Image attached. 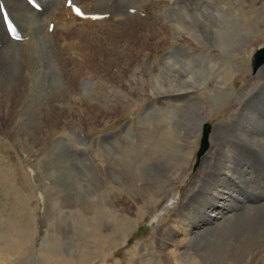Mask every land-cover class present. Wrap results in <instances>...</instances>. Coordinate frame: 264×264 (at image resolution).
<instances>
[{
  "label": "rangeland",
  "instance_id": "374dc122",
  "mask_svg": "<svg viewBox=\"0 0 264 264\" xmlns=\"http://www.w3.org/2000/svg\"><path fill=\"white\" fill-rule=\"evenodd\" d=\"M130 1L124 0V3ZM136 1L138 5L134 6L141 8L147 13L146 15L154 17L156 19L154 29L159 30L158 25H161L160 23L165 20V12L170 5L169 0ZM200 1L187 0L186 5L177 7L173 13L178 18L181 27H185L183 29L184 32L188 30L191 32L189 34L193 38L184 35L189 39L192 44L191 46L199 50L201 49L199 45L201 43L203 45V52L200 55L192 51H177L172 56L173 62H169L168 69L166 68L159 75L161 78L153 80L152 87L154 88L152 89H154L153 93L156 94L160 90L159 84L161 86H168V79L176 80V77L181 74V69H184L188 63L193 65H197L198 63L200 69H202V66H205V69L207 68L209 70L211 63L219 61L217 63H221V67L219 66L216 71H212V75L215 78L211 88L212 90L214 89L215 96L221 98L222 105L215 106L212 100L205 97L207 95L205 91L202 92L203 96H200L201 98L189 97L183 102L184 108L187 109V107L195 106L197 111L201 113L205 111L207 115L204 117V122L199 128L198 134H196L198 130V123L196 124V121H190L187 123L189 125H182L180 127L176 124L178 128H176L175 137L172 139L175 148H172L170 158L168 159L169 161L167 162H164L166 158L161 154L163 152L161 150V139L165 133H168V126H166L164 120L167 118L166 109H168L167 107H169L170 103L168 101H162V105L158 103L159 101H153L150 92L148 93L149 95L141 94V98L137 100V106L131 108L129 111H125V109H122L118 105V108L114 106L116 103L129 102L127 100L129 93L125 88L126 81L120 80L123 77L132 80L134 62L129 65V62H111V67L105 68L100 73L101 75L97 74L98 71L91 66L92 62H89L92 57L90 55H93L92 50H80L77 46L78 39L76 36H72L71 38L68 35V38L65 39L66 45H64V49L67 50L72 46L67 55L68 62L72 63L73 61L75 69H79L85 73L88 72L86 74L90 77V82L83 85V89L80 88V91H70V87L72 85L74 86L77 82L73 79V82L72 80L67 82L63 71L59 69L56 71L52 67L57 66V63L55 64L53 60V58L57 59L54 57L58 51L56 45L52 41L46 42L48 44L44 41L41 43L43 46L42 53H40L42 65L44 62L49 61L51 66H44L46 67V72L53 69L56 71V75L52 81L44 84L45 95L48 96L52 85L60 86L59 90L61 93L67 91L73 92V94L66 95L65 97L61 96L60 99L61 102L67 103V105L70 100L71 102L69 103L70 109L67 108L69 112L66 110L63 111L61 115L63 124L57 130L61 146L59 143L53 144L52 146L55 148V163L50 157L47 158L46 165L44 166L38 165L39 160H37V164H34V167L33 165L29 167L26 164L25 161L28 158H32L34 153H36L34 148H28L30 142L37 145L35 136H32V134L35 135L37 133L35 123L26 121L25 129L21 124L18 129H15L17 131V133L15 131L16 135H18L20 129V139H26L24 142L19 139L21 149L14 142L13 138L10 141L9 134L7 137L5 136V133L10 130V128L6 129L8 124H12L13 118L21 110L26 99L23 101L20 99V104H15V101H13L14 106H18L16 110H13V114L9 113L6 117L0 116V264H173L170 258L166 256L167 250L175 249L177 253H181L184 250V246L174 248L175 243L169 241V237H171L168 229L169 226L177 227L180 225L179 220H181L182 216H179L178 213L189 217L190 221L192 219L191 228L194 229L198 225L208 224L209 220L205 217H200V215L198 216L197 212H200L198 210L202 207L207 206L204 211L207 213L209 207H213L212 204L214 202L220 203L226 201L227 204L225 203L223 207L217 208V210L213 209L225 219L233 216V207L236 208L235 210L241 209L237 205L240 203L238 196L244 198L248 203L253 202V204H256V199L249 197L250 193L245 190L243 185H233L232 152L235 153L234 156L236 159L234 161L237 164V168L240 167V164L246 167L249 165L252 177L256 179L259 185L262 183V186H264V162L259 153L253 161H250L249 159L251 157L249 152L242 147H257L258 145L255 146V141H251L242 136L239 138L241 140L240 143L236 136L234 138V135L237 133L233 127L232 110L236 105L235 92L247 90L249 94L254 91L253 95L257 97L256 102L251 103L248 108L246 107V112L245 110L241 112L250 120L255 116V120H262L264 123V71L258 75L257 72L262 67L253 72L250 65L252 55L257 48L264 46V0H214L213 3L211 0ZM215 6L217 7V11L220 10L218 11L219 13L213 11ZM227 6H229L230 10H233V18L243 20V23H245L243 30L233 33V38L239 42L234 45L236 49L230 53L231 56L226 55L227 51L224 50L225 53L224 51L220 52L214 47L216 45L206 35V29H214L213 25L215 24L216 17L223 21L224 24L228 20H224L228 10ZM61 16L64 19V14L61 13ZM51 22L54 26H58L57 20L52 19ZM159 33V38L155 40L156 42L158 40V44L155 45L149 57L150 62H146L154 65L151 68V70H154L151 72L153 76L161 67L159 63L161 59L174 51L172 41L167 37H164V41H162V33L160 30ZM155 41L153 39L150 42L155 43ZM62 42L58 41L60 46L63 45ZM86 53L88 54L86 55ZM212 54H221V57L215 60L206 58L212 56ZM236 55L238 56L235 57ZM78 58L81 59L79 60ZM80 62L87 64L86 66H80ZM70 63L67 64V68L72 72V65ZM139 63L140 68L137 71L140 70L138 72L140 73V79H142L141 81H148L149 75L143 72L146 63ZM116 71L118 72L116 73ZM30 75V78L33 79V71ZM159 76H156V78ZM197 79L200 80L198 76ZM229 79L230 84L233 83V85H224ZM233 79H236V82H233ZM158 81H160L159 84ZM144 82H139V87H143L146 91L147 83ZM250 82L252 83L251 85H249ZM92 83H96L97 86L103 84L104 90L107 87L109 88L107 98L103 100L105 103H102L103 107L98 106V110H92L97 105V93H99L97 86ZM203 88L201 87V90ZM35 89L37 90L35 87H32L31 90L26 88L20 97L25 94L29 98ZM47 101V105L50 106L52 101L49 96ZM86 101L90 102L88 106H91V109L86 107ZM98 104L100 105V103ZM110 108H113V111H110ZM183 111L182 109L180 114H183ZM41 121L45 123L44 115H41ZM67 121H70L68 127ZM181 122L183 124V120ZM237 122L239 123L238 127H241L245 123L243 120ZM237 122L236 124L238 125ZM206 124L210 126L207 137L208 149L196 161L195 158L201 139V131ZM215 126H220V128L214 130L216 132H212V128ZM48 129V127H41L40 132L42 131L48 135L55 128L52 127V130ZM252 135L254 136V133ZM38 136L42 138L43 134H38ZM210 140L215 145H211ZM25 142H28V144ZM216 143L219 146L228 143L226 148L231 151L232 160H228L230 157L228 154L219 156L217 160L216 158L213 159L211 155H213V149L217 147ZM252 143L255 145H252ZM162 147L164 148V146ZM177 147L178 149L181 147L179 149L180 152ZM175 151L178 152L176 153ZM66 155H71L74 160V168L69 172L68 170H64L66 167L62 164V161L64 163L65 159L71 158ZM178 155H184L188 159L184 168L179 169V176L174 178L172 184H168L169 187L165 192L155 196L153 200H148L150 197L149 194L153 193L152 190L155 186L153 183H165L168 180L166 178L169 175L168 169L171 168V171L178 169V165H174V161L170 160L172 157H177ZM48 159L51 160L49 161ZM58 163H61V165ZM181 164L182 162H180ZM47 165L49 168H47ZM108 167L111 170H108ZM225 173L228 175L222 177V174ZM205 174L209 176L213 174L214 179L211 181L207 180ZM222 178H225L226 182L222 181ZM215 181H220L222 187L219 189V196L213 201L209 193L211 188L217 186V184L210 186ZM109 191L116 192L117 200L112 197L116 208L115 210H109L107 212L105 207L103 209L100 207L105 202V194ZM234 191L236 193H233ZM43 192L51 195L58 202L63 201L64 205L67 206L65 210L73 212L72 218H69L67 222L64 219H60V215H55V226L46 236L47 244H41L42 233L46 222L51 225L50 220L53 214L45 222L43 199H40L43 196ZM138 194L144 198L140 200ZM173 197L181 198V204H176L166 211L163 216L157 219L155 226L143 230V226ZM146 199L148 202L145 203ZM177 210L180 211L178 212ZM88 211H90V215L85 216L84 213ZM189 213H195V215L190 217L188 215ZM181 222H186L185 217H183ZM261 225L254 231L247 225L246 228L238 232L236 245L240 246H237L238 253L234 257L232 218L229 226L220 228L219 234L221 235H218L216 239L208 240L204 245L200 244L198 247H195V245L187 247L186 256H183L178 263L248 264L253 259L251 256L253 252L254 254L261 253L264 255V216L262 217ZM213 226L211 225L209 229ZM179 230H177V233ZM178 238L182 237L178 235ZM47 254H49L46 257L47 259L42 257ZM259 261L261 264L264 261V256Z\"/></svg>",
  "mask_w": 264,
  "mask_h": 264
},
{
  "label": "bare ground",
  "instance_id": "6f19581e",
  "mask_svg": "<svg viewBox=\"0 0 264 264\" xmlns=\"http://www.w3.org/2000/svg\"><path fill=\"white\" fill-rule=\"evenodd\" d=\"M36 1L40 4V7H41L40 12H34L33 10H31L24 3L23 0H0V2H2L5 5L6 9L8 10V12L11 16V18L14 20V22L16 23V25L20 29L21 36L23 37L22 41H20V42L9 41L7 39L6 34L3 31L1 21H0V116L6 117L9 113L11 114L13 112V110H16L18 107V106H14V105L20 104V101H19L20 99L22 101L24 99H26V100H24V103L22 105L21 110L13 118L12 124L11 123H10L11 125L8 124V127L6 129L10 128V130H8L5 133L6 134L5 136L7 137V135L9 134L8 137H9L10 141L13 138L14 142L21 149L20 142H19V139L21 138L20 137L21 131L19 129L18 135H16L17 131L15 129H18L20 124H21V126L23 125L22 127H24V129H25V127H26L25 122L26 121L33 122L36 124L35 129H36L37 133L35 132L36 134L35 135L32 134V136H35V139H36L35 142L37 145H35V143L32 144L30 141H29L30 142L29 144H28V142H25L28 144V148L29 147L34 148L35 152H36V153H34V156L32 158H28L25 161L26 164L29 165V167H30V165H33V167H34V164H37L36 163L37 160H39V162H38L39 166L40 165L44 166V165H46L47 158H50V157L52 158L54 163L56 162L55 161V148H53L52 146H53V144H58L60 141V137L57 135V130L60 129L61 124H63L61 115L63 114V111H65V110L67 112H69V109H70L69 103L71 102V100H70V102L67 105V103L61 102L60 99H61V96L65 97L66 95L69 96V95L73 94V92H67V91L61 93L59 90L60 86H58V85L53 86L52 85L51 91L48 92V96L51 99L52 103L50 106H48L47 105L48 96L45 95L44 84L52 81L53 77H55V75H56L57 69L63 71V74L66 76L67 82L69 80L71 81L72 79L75 82H77L74 86L72 85L70 87V91H78V90L80 91V88L83 89V87H84L83 85L90 82V77L86 74L88 72L85 73V72H81L79 69H75L74 68L75 65L73 66L74 62L72 61V63H70L67 60V55L70 52L69 50L72 47V46H70V48L68 50L64 49V47H65L64 45H66L65 39L68 38V35H70L71 38H72V36L73 37L76 36V38L78 40L77 39H75V40H77V46L80 50H92L93 55H90L92 57H91V60H89V62H92L91 66L93 68H95L96 71H98L97 74L102 73L105 68L111 67V65H110L111 62H114V63L115 62H120V63L121 62H129L128 65L130 63L132 64V62L135 63L133 65L134 70H133V74H132V77H133L132 80L126 79L124 77L121 78V80H120V81H126L125 88L129 93L128 98H127V100H129V102L126 101L125 103H121V102L116 103L114 105L115 107L118 108V106H120L122 109H125V111H129V110H131V108H134L135 106H137V100H139V98H141V94L142 95L143 94L149 95L148 93H150V92L152 95L151 99L153 101L154 100L159 101L158 102L159 104H162V101H168L170 103L169 107H167L168 109H166L167 110V113H166L167 118H165V120H164V122L166 123V126H168V133H165L161 139V143H162V145H161L162 149L161 150L163 151L161 154L164 158H166V159H164V160H166L164 162L169 161L168 159L170 158L169 157L171 154L170 152H171L172 148L174 147L172 139H173V137H175L174 134L176 132L175 131L176 128H178L182 125H189L187 123H189L190 121L191 122L196 121V124L198 123V126H197L198 130H197L196 134H198L199 128L201 127V125L204 122V119H205L204 117L207 115L205 113V111L202 113L197 111V108L195 106H191L189 108L187 107V109L184 108L183 102L186 99H188L189 97L190 98L191 97L201 98L200 96H203L202 92L205 91L207 94L205 97L212 100L213 104L215 106H221L222 105L221 104V98H217L215 96L214 89L212 90V88H211V85H212L214 78H215V76L212 75V71H216L219 68V66L221 67V63H217L219 61H216L215 63H211L209 66V70L207 68H206L207 69L206 70L205 66H202V69H200L198 67V63H197V65H193V64L188 63L185 65L184 69L183 68L181 69V74H179L176 77V80L168 79V86H166V85L161 86L159 84L160 81H158L160 90L158 92H156V94L153 93V91H154V89H152V88H154V87H152L153 80H158L159 78H161L159 75L167 67H169L168 66V65H170L169 62L170 63L173 62L172 56L175 55V53L177 51L178 52L179 51H192V52H197L200 55L203 52V47H202L203 45L201 43L199 44L201 46V49H199V50H197L191 46L192 44L190 43L189 39L184 36V35H186L190 38H193V36L191 34H189L191 32L189 30L184 32L183 29L185 27H181V24H180L178 18L173 13V11L177 9V7H182L183 5H186L187 0H169L170 5H169L167 11L165 12V20H164V22L162 21L163 24L161 22L160 23L161 25H158L159 30L162 33L161 40L164 41V39H163L164 37L169 38L172 41V44L174 46V51H172L170 54H168L167 56H165L161 59V62H159L161 67L159 68V70L157 71V73L154 76L151 73L154 71V70H151V68L154 65L146 63V62H150L149 57L151 55V51L153 50V48H155V45L158 44L157 43L158 40H157V42L155 40L159 38L160 33H159L158 29L157 30H155L156 28L154 29L155 21H156V19L154 17L146 15L147 13H145L143 17L138 16L137 13L139 12V14H141L143 11L140 8L134 6V5H138V3H136L137 2L136 0H131L128 3H124V0H71L72 2H74L80 6V9L83 11L84 14H89V15L90 14H105L106 16L100 20L78 19L77 17H75L71 13V10L69 8L68 9L64 8L63 5H64L65 0H36ZM201 1H203V0H201ZM231 1H233V0H231ZM211 2L213 3L214 0H211ZM224 8H226V7H224ZM227 8H228L229 12H228V10L226 12V18H224V20H227V19L228 20L225 22V24L223 23V21L217 19V17H216V20L214 22L215 24L213 25L214 29L213 30L206 29V35L209 39H211L213 44L216 45L214 47H216L220 52H222L224 50L227 51L226 55L231 56L230 53H232L233 51H235L234 49H236V46H234V45H236L239 42L237 39L233 38V33L235 31L239 32L240 30H243L245 23H243V20H238L236 18H233V10L232 9L230 10L229 6H227ZM130 9L135 10V12L133 14H131L129 12ZM213 11L218 12L220 10L217 11V7L215 6ZM61 13L64 15H68V17H67L68 21H66V19H63V17L61 16ZM223 15H224V13H223ZM52 19L58 21V26L57 27L53 26L51 32L49 33L47 31V28H48V25L50 24V22L52 21ZM250 36H252V35H250ZM153 39H154L155 43H151ZM43 41L45 43L50 42V41L54 42V44L56 45V47L58 49V51L56 52V56H54L57 59L53 58L55 64L57 63V66H52L56 71L53 69V70L46 72V67H44V66L50 65L49 61L44 62L43 65L41 63V54L40 53H42L43 46L41 43ZM58 41H61V42L63 41L62 42L63 45L60 46ZM68 41H70V40H68ZM242 41H243V39H242ZM46 44H48V43H46ZM239 49H240V47H239ZM225 51H224V53H225ZM72 52H73V50H72ZM87 52H89V51H87ZM53 53H54V51H53ZM44 54H46V53L44 52ZM77 54H78V52H77ZM87 54L88 53H86V55ZM220 55L219 54H212V56L209 55L210 57H206V58L214 59V60L216 58L220 59V57H221ZM238 55H236L235 57H237ZM51 56H52V54H51ZM51 56H49V57H51ZM196 57H197V55H196ZM47 59H49V58L47 57ZM51 59H50V61H51ZM78 59L80 60L81 58H78ZM139 62H145L146 63V66H144L143 72L147 73V75H149L148 81L143 80V81H145L144 83H147V90L146 91L143 89V87L142 88L139 87V82H143V81H141L142 79H140V73H138L140 70L137 71V69L140 68ZM69 63L72 65V68H71V70H73L72 72H70L67 68V64H69ZM203 63H204V61H203ZM86 64H84L83 62H80V66H84V65L86 66ZM201 64H202V62H201ZM260 67H262V68L259 69V71L257 72L258 75H260L264 71V65H261L258 68H260ZM258 68L256 69V71L258 70ZM32 71H33V75H32L33 79L30 78V76H31L30 73ZM73 72H75V73H73ZM117 72L118 71H116V73ZM143 74H141V76H143ZM165 74H167V73H165ZM105 76L107 77V75H105ZM120 76H121V74H120ZM156 76H159V77L156 78ZM197 76L199 77L200 80L197 79ZM168 77H170V76H168ZM73 80H72V82H73ZM225 81H227V80H225ZM233 82H236V79H233ZM67 84H70V83H67ZM92 84L96 85V83H92ZM251 84L252 83L250 82L249 85H251ZM224 85L232 86L233 83L230 84V79H229L228 82H225ZM101 86H102V88H101ZM32 87L37 88L38 91L35 89L32 92L33 95L31 94L29 96V98L25 94H23L22 97H20V95L26 90V88L28 90L29 89L31 90ZM63 87H64V85H63ZM201 87H204V88L201 90ZM97 88L99 90V93H97V98H98L96 101L97 105L95 107H93L92 110L93 109L96 110L98 108V106L103 107L102 103H105V102H103V100L105 98H107V95L109 92L108 87L106 88V90H104L103 84H101L100 86H97ZM86 93H88V92H86ZM234 94L236 95L235 96L236 97V105L233 107V110H232V112H233V127H234V129H236V133H237L236 135H234V138L236 136L239 139L243 136L246 139H249L251 141L252 140L255 141L254 143L256 145L254 143H252V145H255V146L258 145L257 147H253V148L252 147H246V146H242V147H244V149H246L249 152L250 157H251V159H249L250 161H253V159H255L259 153L260 156L262 157L263 162H264V123L262 122V120H260V121L255 120L254 119L255 116L253 118H251V120H250L247 116H244L242 113L246 109V107L248 108V106L251 103L256 102L257 97H256V95L255 96L253 95L254 91H252L248 94L247 90L237 92V93L235 92ZM119 98H121V96H119ZM44 99H45V101H44ZM13 101H15V104H13ZM89 103H90L89 101L88 102L86 101V103H85L86 107H89L88 106ZM98 103H100V105ZM259 106H261V105H259ZM67 108H69V109H67ZM89 108L91 109V106ZM113 108H110V111H113ZM182 109L184 110L183 111L184 113L180 114V111H182ZM245 112H246V110H245ZM41 115H44L45 123H42ZM90 115H92V114H90ZM177 120H178V122H176ZM181 120H183V124H181L182 123ZM239 120L245 121L244 124L242 123L243 124L242 126L240 125L241 127H238L239 123L237 121H239ZM236 122L238 123V125L236 124ZM66 123H67V127H68V125H70L69 124L70 121H67ZM176 124L178 125V127ZM41 127H48L51 130L53 127L55 129L52 130L53 132L51 134L46 135L42 131L40 132ZM209 128H210V126L207 125L206 147H205L203 153L200 155V157L203 156L204 153L208 149L207 137H208ZM219 128H220V126L213 127L212 132H216L214 130H217ZM30 130L32 131V129H30ZM15 131H16V133H15ZM13 132L15 135L13 134ZM252 133H254V136L252 135ZM38 134H43V137L41 138L40 136H38ZM63 134H65V133H63ZM20 141L24 142V141H26V139H20ZM238 142L241 143V140L239 139ZM210 143H211V145H215L214 142L211 140H210ZM243 143H245V142H243ZM59 145H60V143H59ZM216 145H217L216 149H213V151L211 150L213 152V155H211L213 157V159L216 158V160H217V158L219 156H221V155L224 156L225 154H228L230 156L228 158V160L229 161L232 160L231 151L228 148H226V145L222 144V146H219L217 143H216ZM162 146H164V148ZM240 148H241V145H240ZM177 149H178V147H177ZM179 152H180V150H179ZM232 153H233V166H232L233 167V185H238V184L243 185L245 187V190H247V192L250 193L249 197L256 199V204H253V202L248 203L244 198H241V196H238L240 203L237 205L240 206L241 209L235 210L236 208L233 207V216H230V217L225 219L221 216V214L215 212L214 210L215 209L217 210V208L223 207L225 205L226 201L220 202V203L214 202L212 204L213 207H209V211L207 213L204 212L205 207H207V206L202 207L201 209L198 210L200 212H197L198 216L200 215V217H205L209 220L208 224H206V225L202 224L201 226L198 225L196 228L194 227V229L191 228L192 219L190 221L189 217H187L181 213H178L179 216L180 215L182 216L181 220L183 219V217H185L186 222L182 223L181 220L178 219L180 222V225H179L180 227L179 226H177V227L176 226H173V227L169 226L168 229H169V232L171 233V237H169L170 238L169 241L175 243V245L173 246L174 248L184 246L183 249L185 251L183 250L181 253H177V251L175 249L169 250V251L167 250L166 256L168 258H170L171 263L179 264L178 261H180L183 256H186L185 253H186V250H188L187 247H190L193 245H195V247L196 246L198 247L200 244L204 245V243H206V241H208V240L216 239L218 235H221V234H219L220 228H223V227L225 228V226L226 227L229 226V224H231L232 218H233V229H232L233 230V256L235 257V255H237V253H238L237 246H240V245H236V243H237L236 240L238 241V239H236L238 232H240L241 229L246 228L247 225L250 226L251 230H253V231L256 230L257 228H259V226L261 225L262 217L264 216V186H262L263 185L262 183H260V185H259V183L256 181V179H254L252 177L249 165H248V167H246L245 165L240 164V167L237 168V164L234 161L236 159L234 156L235 153L234 152H232ZM30 154H31V152H30ZM66 156L71 157V158L65 159L64 163L62 161V164H63V166L65 165L64 167H66V169H64V170H68V172H69L72 168H74L73 167L74 160L72 159L73 157L71 155H66ZM200 157H199V159H200ZM128 160H129V157H128ZM170 160L174 161V165H178V169L176 171H171V168L168 169L169 175L166 176V178H168V180L166 181L164 179L166 181L165 183L164 182H160V183L154 182L153 183L155 185L153 190H152L153 193L149 194L150 197L148 200H153L155 196L162 194L163 192H165L166 189H168V187H169L168 184H172L174 178L176 176H179V174H180V173H178L180 171L179 169L184 168V165H185V163H187L188 159L184 155H178L177 157H172V159H170ZM183 161H185V162H183ZM180 162H182L181 165H180ZM58 164L61 165V163H58ZM57 166H55V167H57ZM36 168H38V167H36ZM47 168H49L48 165H47ZM106 169H107V167H106ZM252 169H254V168H252ZM108 170H111V168L108 167ZM221 172H222V170H221ZM34 173H35V171H34ZM134 173H136V172H134ZM217 173H219V172H217ZM62 175H64V174L62 173ZM136 175H138V174H136ZM205 175H206L207 180L211 181L214 179L213 174L210 176L208 174H205ZM224 175L227 176L228 174L227 173L222 174V177ZM222 181L226 182L225 178H222ZM45 184H47V183H45ZM215 184H217V186L211 188V191L209 193L210 198L213 201H214V199H216L219 196V194H220L219 189H220V187H222L220 184V181H215L210 186H213ZM49 186L51 187L50 184H49ZM46 187H47V185H46ZM45 190H44V192H45ZM51 191H53V190H51ZM44 192L42 193L43 194V196H41L42 198H40V199H43L44 220L46 222V220H48L52 216V214H53V217L50 220L51 225L48 224L47 222L45 224L43 223L44 224V231L42 233L43 237L41 239V244H47V237L46 236H47L48 232H51L55 226L54 224H55V218H56L55 215L56 214L60 215V217H61L60 219H64L67 222L69 220V218H72V213H73L69 210L68 211L65 210L67 206L64 205L63 201L58 202L57 199L52 198L51 195H47ZM229 193H231V192H229ZM233 193H236V192L234 191ZM110 195H112V196H110ZM62 197H63V195H62ZM112 197L116 198V200H117L115 191H111V192L109 191L108 193H106L105 194V202L102 204V206L100 208L103 209V207H105L107 212L109 210H115L116 207L113 203ZM186 197H184V198H186ZM139 198L141 200L144 197L139 195ZM147 198H148V195H147ZM58 199H60V198H58ZM70 199H71V197H70ZM181 201H182L181 198L178 199V198L173 197V198L169 199V201L162 207V209L158 213L153 215L152 220L156 222L157 219H159L161 216H163L165 214V212L168 211L169 209H171L173 206H175L176 204L180 205ZM146 202H148L147 199L145 200V203ZM47 208H48V210H47ZM90 211L84 213L85 216L86 215L89 216ZM177 211L179 212L180 210H177ZM188 215L190 217H193V215H195V213L194 214L189 213ZM211 225L212 226L215 225V226H213L211 229H209V227ZM49 226H51V228H49ZM178 227L180 230L178 229ZM206 228H208V229H206ZM65 230H67V229H65ZM177 230H179L178 233H177ZM228 230H229V228H228ZM178 235H180L182 238L177 239ZM51 237L54 238L53 235H51ZM202 239H204V240H202ZM165 240H167V239H165ZM246 241H248V240H246ZM43 247H45V246H43ZM244 247H245V245H244ZM47 256H49V254L44 255L42 257L46 258ZM251 256L253 257V259L248 264L259 263L260 262L259 259L262 258L264 255L261 253L254 254V252H253ZM255 260H257V261H255ZM261 264H264V261Z\"/></svg>",
  "mask_w": 264,
  "mask_h": 264
},
{
  "label": "water",
  "instance_id": "95a60500",
  "mask_svg": "<svg viewBox=\"0 0 264 264\" xmlns=\"http://www.w3.org/2000/svg\"><path fill=\"white\" fill-rule=\"evenodd\" d=\"M250 64L253 72L256 71V69L259 66L264 65V46L257 48V50L252 56V60ZM206 134H207V125L203 126L202 128L201 139L198 150L196 152V158H195L196 161L199 159L200 155L203 153L206 147Z\"/></svg>",
  "mask_w": 264,
  "mask_h": 264
}]
</instances>
